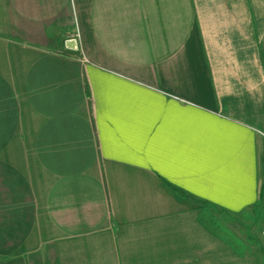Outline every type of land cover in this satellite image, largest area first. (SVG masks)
<instances>
[{"label":"crops","instance_id":"obj_1","mask_svg":"<svg viewBox=\"0 0 264 264\" xmlns=\"http://www.w3.org/2000/svg\"><path fill=\"white\" fill-rule=\"evenodd\" d=\"M263 229L264 0H0V264H264Z\"/></svg>","mask_w":264,"mask_h":264},{"label":"rangeland","instance_id":"obj_2","mask_svg":"<svg viewBox=\"0 0 264 264\" xmlns=\"http://www.w3.org/2000/svg\"><path fill=\"white\" fill-rule=\"evenodd\" d=\"M72 32H74V27H72ZM74 36V38H76L75 40H72V41H68V44L70 45V46H72V47H75V48H77V36L76 35H73Z\"/></svg>","mask_w":264,"mask_h":264},{"label":"built area","instance_id":"obj_3","mask_svg":"<svg viewBox=\"0 0 264 264\" xmlns=\"http://www.w3.org/2000/svg\"><path fill=\"white\" fill-rule=\"evenodd\" d=\"M74 39H76V38H70L69 40L71 41V40H74ZM262 237H263V240H264V229L262 231Z\"/></svg>","mask_w":264,"mask_h":264}]
</instances>
